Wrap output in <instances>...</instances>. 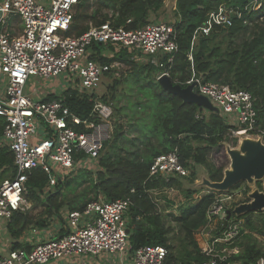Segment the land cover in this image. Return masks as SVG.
Here are the masks:
<instances>
[{"label":"built area","instance_id":"obj_1","mask_svg":"<svg viewBox=\"0 0 264 264\" xmlns=\"http://www.w3.org/2000/svg\"><path fill=\"white\" fill-rule=\"evenodd\" d=\"M80 0H2L0 25L9 16L21 22V33H0V117L4 120L0 146L13 155L15 174L0 185V220L6 225L15 212H27L31 203L26 199V182L32 170L40 169L49 177L48 188L59 179L86 168L95 172L97 160L106 142L113 136V110L97 98L88 117L81 118L66 106L62 95L67 89L79 92L96 90L102 77L117 70V63L101 64L90 58L94 45H113L151 56L155 66L173 61L178 51L172 24L157 21L143 28L126 30L104 23L92 27L79 37H65L72 23L75 7ZM261 3L255 1L254 6ZM241 13L223 6L208 13L204 23L193 35V43L201 35L208 36L215 27H230L235 15ZM188 59L192 60L191 54ZM68 84L56 93L41 88L40 97L26 88L30 77L57 80L64 76ZM168 76L160 72L157 79ZM193 92L207 98L226 124L239 128L240 133L261 137L258 129L254 99L243 90L227 85L204 83L194 74L184 83ZM38 94V93H37ZM59 98L45 101L48 95ZM204 113L210 112L203 109ZM150 178L166 182L189 176L177 152L155 157L149 167ZM166 190V189H165ZM171 191V190H169ZM160 191H153L154 195ZM226 199L215 198L206 211V222L197 233V240L205 260L190 264H245L227 254L226 247L239 235L244 226L231 219L222 228ZM131 200L106 201L99 197L89 202L82 211L64 210L51 219L45 229L32 228L39 237L30 246L10 249L7 239L0 238V264H168L165 247L145 245L133 249L129 242L127 214ZM172 209H177V205ZM171 209V210H172ZM167 214V213H166ZM6 225L0 230L5 234ZM256 264H264L260 259Z\"/></svg>","mask_w":264,"mask_h":264},{"label":"trees","instance_id":"obj_2","mask_svg":"<svg viewBox=\"0 0 264 264\" xmlns=\"http://www.w3.org/2000/svg\"><path fill=\"white\" fill-rule=\"evenodd\" d=\"M164 1L80 0L64 36L79 37L90 28L104 23L126 30L143 28L148 23L157 22L151 17L161 10ZM223 1L228 2L235 13L239 11L240 18L234 14L230 27H215L208 36L201 35L192 45L194 32L204 23L208 13ZM252 1L176 0L173 10L176 21L172 25L178 51L169 64L165 63L166 57L162 58V66H155L151 56L140 52L113 45L92 46L89 51L92 60L101 64L122 63L145 73L136 82L139 96L132 107L136 115L138 111L143 114L136 116L138 123L135 127L142 131L140 137L131 141L123 137L122 125L113 122V117V136L105 143L95 172L79 169L74 176L59 179L52 188H48L49 177L40 169L32 170L25 184L26 199L33 206L42 207L43 211L39 217L29 211L15 212L6 225L5 234L17 240L30 227L45 229L50 226L52 217L59 216L62 211H82L89 202L99 197L106 201L129 198L131 205L127 227L133 249L145 245L163 246L168 252V264L202 263L207 260L196 238L205 225L206 211L214 202L215 193L204 194L190 205L177 206L176 213H167L180 233V245L174 248L168 237L172 229L165 223L152 192L179 188L180 179L166 182L161 178H150L149 167L155 157L175 151L185 168L191 171L196 166H203L211 182H220L223 169L210 165L208 156L215 147L225 143L237 128L226 124L219 113H204L195 103L185 102L169 93L151 74L166 71L171 82L181 87L194 74L201 77L204 83L247 91L254 99L258 129L264 131V0H255L261 3V7L248 11ZM89 5H94L90 13L87 12ZM189 54L192 60L188 59ZM114 71L110 70L104 77H110ZM60 97L70 111L81 118L88 117L98 98L96 90L79 92L78 88L67 89ZM56 98L59 96L51 94L44 100ZM100 100L110 104L105 96H101ZM121 112V108L115 111L117 115ZM3 125L4 120L0 117V136ZM122 139L125 144L120 143ZM127 143L135 149L128 148ZM14 174L13 155L7 147L0 146V185ZM65 191L72 192V197L68 198ZM194 195V191L186 192L187 199H192ZM172 203L168 202L170 210L175 206ZM235 218L245 220L241 230L242 240L235 243L242 247L236 259L256 264L264 259V246L257 244L253 233L264 235V213L248 212ZM19 247L22 244L15 241L10 249Z\"/></svg>","mask_w":264,"mask_h":264},{"label":"rangeland","instance_id":"obj_3","mask_svg":"<svg viewBox=\"0 0 264 264\" xmlns=\"http://www.w3.org/2000/svg\"><path fill=\"white\" fill-rule=\"evenodd\" d=\"M2 1V0H1ZM253 0L250 4L252 10H258L259 5L254 6ZM176 4V0H165L163 7L161 10L151 17V19H154L156 21H162L169 24H172L176 21V16L174 15V7ZM90 8H87V12L90 13L92 9H94V5H89ZM224 7L231 9L232 7L229 5L228 2H221L220 4H217L216 9L219 7ZM249 8V7H248ZM215 9V10H216ZM12 30L14 32L20 31V24L19 21L14 20V23L12 25ZM222 34L219 36V40ZM217 40V41H219ZM240 41V38L237 39V42ZM227 42L223 47H225ZM146 62V61H145ZM138 71V69L133 70L131 66L126 64H118L117 63V70L112 72L110 77H102L101 83L96 89L97 97L100 98L101 96H105L110 101V106L113 110V122L115 123H121L122 130L121 133L123 134V137H126L128 140H135L140 137L141 129L136 128L135 124L138 123L139 115H143L139 113V111L136 112L132 110L133 104L137 102V97L139 94L137 93V87L138 85L136 82H138V79L145 73L142 71ZM152 78L157 81L158 76L160 75V72L156 71L153 72ZM68 84V80L64 76L59 77L57 80L51 79V80H43L38 77H30V80L27 83L26 88L28 90H33L35 95L37 97H40L41 88L47 87V89H54L56 93H59L62 91V89L65 87V85ZM5 83L4 81H0V88L4 90ZM38 93V94H37ZM122 109V112L120 115L116 114V109ZM135 113V114H134ZM137 116V117H136ZM237 130H241L237 128ZM245 136L258 139L260 141H263L260 139L261 137H256L254 135L247 134ZM245 138L244 136H238L236 134H232L229 136L227 141L223 143L222 145H219L215 147L210 155L208 156V161L210 165H212L215 168H222L223 169V177L225 173L230 169L231 164V155H238L243 156V146L240 145L241 139ZM126 143L125 141L120 140V143ZM138 140L136 141V144L138 145ZM128 144V143H127ZM127 146V145H126ZM130 149L132 148L129 144L127 146ZM82 170H88L86 168H81ZM76 172V171H75ZM75 172L70 174L71 176L75 175ZM194 174V177H193ZM70 176V177H71ZM210 180L208 178L207 169L203 166H196L191 171L189 170V176L183 179L179 180V188H169V189H163L158 194L152 195L153 199L157 203V208L164 216V221L167 223L168 226L171 227V232L169 234V243L174 247L177 248L180 245V233L177 225L175 223L170 222V215L166 213H173L175 212V209L170 210L168 206V202H173V205L177 206H184V205H190L194 203L195 201L199 200L200 197H202L204 194H207L209 192L215 193V198L218 199H226L225 206L227 210H234L236 207L250 203L253 199L252 196L256 193H263L264 192V177L261 178H251L244 181L237 182L230 188L224 191H217L210 187ZM181 189V190H180ZM80 190V189H79ZM77 190V191H79ZM171 190V191H169ZM194 191V196L192 199L186 198V192ZM65 194L68 198L72 197V192L65 191ZM93 195H89L88 197H92ZM43 208L38 206H33L31 204L30 209L28 210L30 213L38 216L39 213ZM264 213V210L256 211V213ZM176 213V212H175ZM174 213V214H175ZM244 214L241 215H231V220L233 222H239L241 221L244 223L243 219H236L235 217H242ZM39 217V216H38ZM37 217V218H38ZM5 220H0V228H2L6 225ZM244 226V224H243ZM0 230V238L7 239V235L3 234ZM245 233V232H244ZM243 235V234H242ZM242 235H239L237 239H235L228 247H226V253L231 255L230 257L234 258V260L239 261L236 259L238 256V253L242 250V247L235 243H240L242 240ZM253 238L256 240L258 245L264 246V235L253 233ZM197 239V238H196ZM234 245V246H231Z\"/></svg>","mask_w":264,"mask_h":264},{"label":"water","instance_id":"obj_4","mask_svg":"<svg viewBox=\"0 0 264 264\" xmlns=\"http://www.w3.org/2000/svg\"><path fill=\"white\" fill-rule=\"evenodd\" d=\"M157 82L162 86L163 89L169 93L179 96L185 102L195 103L200 108L210 112L217 111L216 108H214L207 100V98L199 96L193 92V86L183 88L180 85L173 84L168 76H163L160 79H157ZM258 142L251 143L249 141H245L243 145V153H246V156L232 154L231 166L233 167V171H227L220 182L210 181V187L217 191H224L237 182L251 178L264 177V149ZM252 199L253 200L250 203L240 205L232 211L226 210L225 219L221 229L226 227L227 222L231 219L232 214L241 215L248 212L264 210V192L254 194ZM126 232L128 233L129 231Z\"/></svg>","mask_w":264,"mask_h":264},{"label":"crops","instance_id":"obj_5","mask_svg":"<svg viewBox=\"0 0 264 264\" xmlns=\"http://www.w3.org/2000/svg\"><path fill=\"white\" fill-rule=\"evenodd\" d=\"M0 2H1V0H0ZM14 20L19 21V24H20V31L19 32H14L12 30V25L14 23ZM21 29H22V26H21L20 20L17 17L13 16V15H11V16H9L7 18L6 24L0 25V33L3 32V33H8L10 35H19L21 33ZM32 228L33 227H30V229H28L27 231H25L21 235V237H19L17 240H12L11 238H9L7 236V241H9L8 243L10 244V247H11V244L13 242H15V241L21 243L22 244V247H28V246H30V241H33V240H35V239H37L39 237L38 235H33L32 234ZM0 254L1 255H6V253L4 251H2V250H0Z\"/></svg>","mask_w":264,"mask_h":264},{"label":"bare ground","instance_id":"obj_6","mask_svg":"<svg viewBox=\"0 0 264 264\" xmlns=\"http://www.w3.org/2000/svg\"><path fill=\"white\" fill-rule=\"evenodd\" d=\"M239 136H244L245 138L241 139L240 141V145L243 146L244 145V142L245 141H249L251 143H260V146L264 149V141H260L258 139H254V138H251V137H248V136H245L244 133H240ZM243 156H246V153H243ZM233 171V167L231 166L230 164V169L228 170V172H232Z\"/></svg>","mask_w":264,"mask_h":264}]
</instances>
